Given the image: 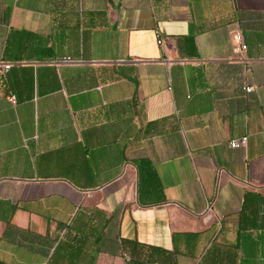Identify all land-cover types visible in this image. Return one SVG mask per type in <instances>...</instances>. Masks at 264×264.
<instances>
[{
	"label": "crops",
	"instance_id": "1",
	"mask_svg": "<svg viewBox=\"0 0 264 264\" xmlns=\"http://www.w3.org/2000/svg\"><path fill=\"white\" fill-rule=\"evenodd\" d=\"M0 264H264V0H0Z\"/></svg>",
	"mask_w": 264,
	"mask_h": 264
},
{
	"label": "built area",
	"instance_id": "2",
	"mask_svg": "<svg viewBox=\"0 0 264 264\" xmlns=\"http://www.w3.org/2000/svg\"><path fill=\"white\" fill-rule=\"evenodd\" d=\"M236 41H237V51H238V53H243L247 49V45L244 43L243 36H242L241 33H237L236 34ZM157 43H158V45L160 47H164L163 46V42H162L161 37H160L159 34H157ZM60 61L61 62H73V60L70 59V58L63 59V60H60ZM11 67H12L11 63L4 65V69L6 71L9 70ZM245 90H246L247 93H250V92H252L253 89L251 87H247ZM247 142H248V137H243L239 141L238 140L232 141L230 143V146L232 148H241V147H245Z\"/></svg>",
	"mask_w": 264,
	"mask_h": 264
},
{
	"label": "trees",
	"instance_id": "3",
	"mask_svg": "<svg viewBox=\"0 0 264 264\" xmlns=\"http://www.w3.org/2000/svg\"><path fill=\"white\" fill-rule=\"evenodd\" d=\"M154 250H158V249L155 248Z\"/></svg>",
	"mask_w": 264,
	"mask_h": 264
}]
</instances>
